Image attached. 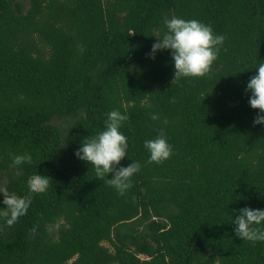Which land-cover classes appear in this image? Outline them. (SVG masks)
<instances>
[{"label":"trees","instance_id":"1","mask_svg":"<svg viewBox=\"0 0 264 264\" xmlns=\"http://www.w3.org/2000/svg\"><path fill=\"white\" fill-rule=\"evenodd\" d=\"M173 16L226 37L204 78L172 84L170 50L152 58ZM261 63L264 0H0V187L23 197L31 176L52 180L12 227L0 218V264H264V242L233 223L264 210L246 91ZM113 110L129 117L118 167L141 165L124 196L75 155ZM161 128L172 155L148 164Z\"/></svg>","mask_w":264,"mask_h":264},{"label":"clouds","instance_id":"2","mask_svg":"<svg viewBox=\"0 0 264 264\" xmlns=\"http://www.w3.org/2000/svg\"><path fill=\"white\" fill-rule=\"evenodd\" d=\"M164 24L167 31L153 44L152 58H155L157 51L170 50L175 68L172 84L181 78H204L209 75L226 37L214 35L210 25L196 19L185 20L173 16L171 19H165ZM256 72L257 74L250 78L246 89L251 93V108L259 110L254 119V126L264 125V63L259 64ZM128 119L129 117L122 115L119 110L111 111L108 113L105 130L86 138L75 153L78 159L94 168L98 179L113 187L120 196H124L132 188V177L141 169L139 162H132L127 167H118L127 156L128 150L127 137L119 129ZM151 119L156 121L160 117L152 114ZM163 123L167 125L168 121L164 120ZM144 147L150 153L148 164H161L167 161L173 152L163 128L155 139L146 140ZM25 162H32L31 154L15 156L10 167L16 168ZM109 174H113L112 179H107ZM50 180L40 174L31 176L27 181L29 194L23 197L9 193L6 187H0V194L4 197L3 204L6 206L0 209V218L6 222L7 227H12L20 217L27 214L32 196L46 193ZM262 222L264 210L248 207L240 209L239 215L233 221L236 226L235 235L242 241L264 242ZM36 231L34 226L32 233L35 235Z\"/></svg>","mask_w":264,"mask_h":264}]
</instances>
